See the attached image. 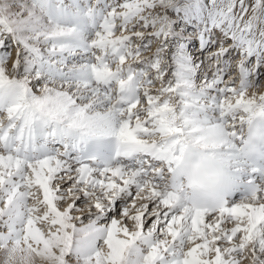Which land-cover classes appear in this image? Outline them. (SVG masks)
I'll return each mask as SVG.
<instances>
[{"label":"snow or ice","instance_id":"snow-or-ice-1","mask_svg":"<svg viewBox=\"0 0 264 264\" xmlns=\"http://www.w3.org/2000/svg\"><path fill=\"white\" fill-rule=\"evenodd\" d=\"M0 264H264V0H0Z\"/></svg>","mask_w":264,"mask_h":264},{"label":"rangeland","instance_id":"rangeland-1","mask_svg":"<svg viewBox=\"0 0 264 264\" xmlns=\"http://www.w3.org/2000/svg\"><path fill=\"white\" fill-rule=\"evenodd\" d=\"M192 52H193L194 54H196L198 51H196V50H192ZM197 58H200V54H199V52H198V54H197Z\"/></svg>","mask_w":264,"mask_h":264}]
</instances>
